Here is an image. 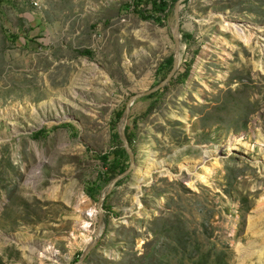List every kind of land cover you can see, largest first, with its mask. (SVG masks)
<instances>
[{
    "label": "rangeland",
    "instance_id": "rangeland-1",
    "mask_svg": "<svg viewBox=\"0 0 264 264\" xmlns=\"http://www.w3.org/2000/svg\"><path fill=\"white\" fill-rule=\"evenodd\" d=\"M131 1L0 2V264H75L95 237L113 111L173 55V11ZM179 22L176 74L132 105L135 167L81 264H264V0H187Z\"/></svg>",
    "mask_w": 264,
    "mask_h": 264
},
{
    "label": "trees",
    "instance_id": "trees-1",
    "mask_svg": "<svg viewBox=\"0 0 264 264\" xmlns=\"http://www.w3.org/2000/svg\"><path fill=\"white\" fill-rule=\"evenodd\" d=\"M4 0H0V2H3ZM178 0H171L170 5H168L166 0H132L130 4H125V8H133L137 13L141 14L142 18L145 20H151L157 24L161 23L162 17L165 19H168L172 15L173 6ZM149 6L150 9L148 11H145L143 7ZM183 40L189 38L188 34L183 33L182 34ZM172 67V56H169L162 64H160L159 68L157 69L158 74H162V78L164 76H167L169 71ZM163 90V89H162ZM162 90L152 94V96L156 95L157 93L162 92ZM125 107V106H124ZM124 107L117 109L113 111L112 114V123L117 124L119 120L121 119ZM131 115H129V118ZM55 129V128H54ZM48 135V132L44 129H41L39 131L34 132L31 135V139L38 140L41 138H45ZM115 140L118 141L119 146H117L115 149H113L111 152L107 153L103 156H98L97 159L101 160L104 165H106V169L104 170L105 173H101V175H98V180H100V187L101 185L105 184L106 182H109L112 180L115 175H119L126 171L128 168V156L123 149V146L121 144V141H119V136L117 132H114L113 134ZM125 137L129 143V145L132 144V138L130 129L127 126L125 128ZM112 157L111 160H109V157ZM105 175V176H104ZM118 185V184H117ZM85 194L88 198L95 201V195L92 193V189L89 188V186L85 189ZM77 261V260H76Z\"/></svg>",
    "mask_w": 264,
    "mask_h": 264
},
{
    "label": "water",
    "instance_id": "water-1",
    "mask_svg": "<svg viewBox=\"0 0 264 264\" xmlns=\"http://www.w3.org/2000/svg\"><path fill=\"white\" fill-rule=\"evenodd\" d=\"M187 0H178L176 1V3L173 6V18H174V28H173V35H172V39H173V55H172V67L170 72L167 74V76L160 82L158 83L155 87L151 88L150 90L146 91V92H141L138 94L133 95L132 97H130L125 105L124 111L122 113L121 119L120 121L122 122V125L118 131V136L123 144V148L128 156L129 159V165L128 168L126 169V171H124L123 173H121L120 175L116 176L115 178H113L107 188H106V192L102 193V195L99 197L98 202H97V214H98V227L96 230V234L94 239L92 240V242L90 244H88L85 248V250L83 251L81 257L78 259V261L75 264H81L84 259L86 258V256L89 254V252L94 248L95 244L98 241V231H99V227L102 223V205L103 202L105 201L106 197L111 193V191L113 190V188L115 187V185L122 180L123 178H125L127 175H129L134 167H135V158L134 155L131 151V148L129 147V143L125 137V128H126V123L127 120L129 118L130 115V110L132 105L135 103V101L144 98V97H148L160 90H162L164 87H166L168 85V83L173 79V77L176 74L177 68H178V63H179V51H180V40H181V36H180V22H179V9L181 7V5L183 4V2H185Z\"/></svg>",
    "mask_w": 264,
    "mask_h": 264
},
{
    "label": "bare ground",
    "instance_id": "bare-ground-1",
    "mask_svg": "<svg viewBox=\"0 0 264 264\" xmlns=\"http://www.w3.org/2000/svg\"><path fill=\"white\" fill-rule=\"evenodd\" d=\"M230 29H231V30H230V33H231L233 36H235V38H237L236 36L239 37L238 40H241V39H242L244 42L247 40V37H248V36H247L246 34L242 33V32L239 31V30H232V29H235L233 26H232V28H230ZM211 157H213V152L208 151V150H205V151L203 152L202 162L204 163L205 161H207V160H208L209 158H211ZM187 166L194 167V165H185L184 168H186ZM209 174H210V171H209L208 169H205V173L199 175L200 180H205V179L209 176ZM87 217L89 218V217H91V215L88 214ZM87 225H88V223L83 221L82 229L86 231V229H87ZM83 239H84V238H83ZM88 242H90V238L85 237L84 243L88 244Z\"/></svg>",
    "mask_w": 264,
    "mask_h": 264
}]
</instances>
